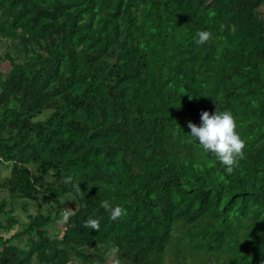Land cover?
I'll return each instance as SVG.
<instances>
[{
    "label": "trees",
    "instance_id": "trees-1",
    "mask_svg": "<svg viewBox=\"0 0 264 264\" xmlns=\"http://www.w3.org/2000/svg\"><path fill=\"white\" fill-rule=\"evenodd\" d=\"M0 64V264H264V0H0Z\"/></svg>",
    "mask_w": 264,
    "mask_h": 264
},
{
    "label": "clouds",
    "instance_id": "clouds-1",
    "mask_svg": "<svg viewBox=\"0 0 264 264\" xmlns=\"http://www.w3.org/2000/svg\"><path fill=\"white\" fill-rule=\"evenodd\" d=\"M213 39L211 31L198 30L195 33L194 42L197 46H203ZM186 95V94H185ZM201 126L189 122L188 128L191 134L188 135L191 141L198 142V146L206 155L214 157L223 167V170L231 175L242 160L246 158L247 143L240 135V124L237 118L230 111H216L210 114L207 111L201 113ZM100 208L110 213V218L116 220L125 214V210L117 205L113 207L109 200H102ZM86 227L98 229L99 220L89 218L85 222Z\"/></svg>",
    "mask_w": 264,
    "mask_h": 264
},
{
    "label": "rangeland",
    "instance_id": "rangeland-1",
    "mask_svg": "<svg viewBox=\"0 0 264 264\" xmlns=\"http://www.w3.org/2000/svg\"><path fill=\"white\" fill-rule=\"evenodd\" d=\"M0 69L3 71L4 74H7L9 71V67L5 64H0ZM1 171H2L1 173L3 176L7 173V171H5V170H1ZM109 261H110V259H109Z\"/></svg>",
    "mask_w": 264,
    "mask_h": 264
}]
</instances>
